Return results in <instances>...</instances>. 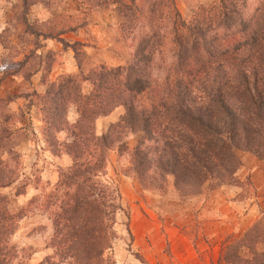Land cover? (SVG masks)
Returning <instances> with one entry per match:
<instances>
[{
  "label": "trees",
  "instance_id": "trees-1",
  "mask_svg": "<svg viewBox=\"0 0 264 264\" xmlns=\"http://www.w3.org/2000/svg\"><path fill=\"white\" fill-rule=\"evenodd\" d=\"M256 1L246 13V0H217L213 9L199 6L187 20L171 4L168 27L161 33L154 23L163 16L148 3L150 34L136 39L130 61L95 66L77 80L72 75L61 79L46 101L51 106L45 117L48 126L66 124L65 103L71 93H80L78 82L88 81L91 91L73 98L79 118L64 147L71 165L58 171L52 190L34 200L50 219L49 244L57 259L55 263L44 256L36 264H112L104 251L114 237L119 192L98 176L104 152L115 142L127 151L126 171L140 185L162 192L170 183L178 196L234 181L240 164L236 150L264 159V0ZM123 16L124 22H131V14ZM161 48L170 61L162 67L159 86L151 59ZM170 80L173 87L168 86ZM117 106L122 108L119 118L95 134L92 119ZM126 133L137 134L129 149L122 139ZM1 149L11 151L0 139ZM2 165L0 158V186H5ZM5 198L0 194V264H22L9 241L20 216L7 208ZM260 245L264 213L224 245L221 259L225 264H264Z\"/></svg>",
  "mask_w": 264,
  "mask_h": 264
},
{
  "label": "rangeland",
  "instance_id": "rangeland-1",
  "mask_svg": "<svg viewBox=\"0 0 264 264\" xmlns=\"http://www.w3.org/2000/svg\"><path fill=\"white\" fill-rule=\"evenodd\" d=\"M152 2L163 16L154 23L159 33L168 27L171 4L182 20L199 6L213 9L217 4V0H0V139L11 150H0L6 164L1 170L3 181H8L0 186V194L5 195L7 208L20 216L9 239L17 251L16 261L36 264L44 256L57 261L49 244L50 219L34 200L52 190L58 171L71 165L64 147L71 142V128L79 118L73 98L89 94L91 85L78 82L80 93H71L66 101V124L61 127L48 126L45 117L51 106L46 101L66 75L77 80L95 66H124L130 61L136 39L144 32L150 34L147 4ZM256 2L246 0L244 11L249 13ZM124 14H131V22H124ZM151 61L152 75L161 86L162 67L170 61L168 51L161 48ZM121 112L117 106L92 119L95 134H101ZM122 139L129 149L137 134L126 133ZM117 144L104 152L98 176L119 192L114 237L104 251L112 264H225L224 245L239 238L264 213V159L252 153L236 150L240 164L234 181L204 185L198 194L178 196L170 183L162 192L140 185L126 171L127 151ZM259 247L264 250V245Z\"/></svg>",
  "mask_w": 264,
  "mask_h": 264
},
{
  "label": "crops",
  "instance_id": "crops-1",
  "mask_svg": "<svg viewBox=\"0 0 264 264\" xmlns=\"http://www.w3.org/2000/svg\"><path fill=\"white\" fill-rule=\"evenodd\" d=\"M40 258H38V260H39Z\"/></svg>",
  "mask_w": 264,
  "mask_h": 264
}]
</instances>
